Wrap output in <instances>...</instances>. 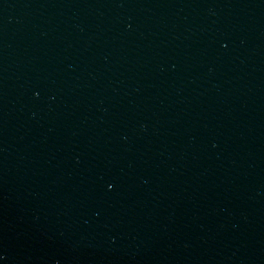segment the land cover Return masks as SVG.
Wrapping results in <instances>:
<instances>
[{"label": "water", "instance_id": "obj_1", "mask_svg": "<svg viewBox=\"0 0 264 264\" xmlns=\"http://www.w3.org/2000/svg\"><path fill=\"white\" fill-rule=\"evenodd\" d=\"M0 264H264V0H0Z\"/></svg>", "mask_w": 264, "mask_h": 264}]
</instances>
